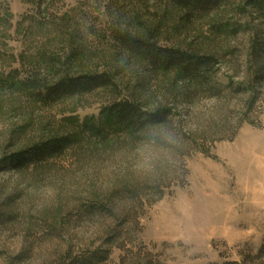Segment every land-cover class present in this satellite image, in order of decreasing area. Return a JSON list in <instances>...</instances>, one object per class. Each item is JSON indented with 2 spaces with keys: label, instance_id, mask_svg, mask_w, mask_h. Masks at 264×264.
Returning a JSON list of instances; mask_svg holds the SVG:
<instances>
[{
  "label": "rangeland",
  "instance_id": "rangeland-1",
  "mask_svg": "<svg viewBox=\"0 0 264 264\" xmlns=\"http://www.w3.org/2000/svg\"><path fill=\"white\" fill-rule=\"evenodd\" d=\"M184 14L170 0H0V264H62L104 250L108 258L94 264H256L264 245V0H226L188 21ZM125 31L214 56L207 83L153 70L122 48L116 34ZM99 72L115 86L50 104L20 87L30 77ZM121 98L146 112L172 110L181 143L154 176L133 171L138 137L102 115ZM64 135L77 142L63 154L10 163ZM158 183L160 199L150 188Z\"/></svg>",
  "mask_w": 264,
  "mask_h": 264
},
{
  "label": "trees",
  "instance_id": "trees-1",
  "mask_svg": "<svg viewBox=\"0 0 264 264\" xmlns=\"http://www.w3.org/2000/svg\"><path fill=\"white\" fill-rule=\"evenodd\" d=\"M39 5L46 0H35ZM175 7L184 11L185 19L188 21L190 16L202 12H210L218 8L226 0H170ZM122 48L129 52L130 55L140 58L150 68L157 71L179 70L184 78L195 80L205 85L210 75L211 69L215 63L214 56H205L191 53L180 47H171L160 45L152 37L135 36L128 31L118 32L116 34ZM115 79L107 72L63 75L55 81H48L42 78H33L23 80L20 87L29 91L30 95L39 101L50 104L63 98L79 94L91 93L99 88L115 86ZM145 109L142 104L130 98H121L105 106L102 115L113 122L114 125L122 127L124 130L132 133L137 137L142 122L147 118ZM155 120H168L172 110L163 107L155 111ZM77 139L72 136H58L45 140L31 147L29 150L22 151L10 157V163L15 168L25 167L31 164L50 159L54 156L63 154L69 148L73 147ZM187 174L188 171L185 170ZM183 174V175H185ZM159 190L158 199L165 195L160 183L150 186ZM143 201V200H142ZM145 204V202L143 201ZM151 205L154 201L149 200ZM104 211H110L105 208ZM121 234V230L116 228L109 236V241H114ZM108 241V242H109ZM110 250L103 252H94L90 256H69V260L63 261L62 264H94L107 259ZM256 258V264H264V245ZM246 261L244 260V263ZM226 264H239L237 262H228Z\"/></svg>",
  "mask_w": 264,
  "mask_h": 264
},
{
  "label": "clouds",
  "instance_id": "clouds-1",
  "mask_svg": "<svg viewBox=\"0 0 264 264\" xmlns=\"http://www.w3.org/2000/svg\"><path fill=\"white\" fill-rule=\"evenodd\" d=\"M133 152V171L142 177H151L175 162L181 143V133L174 122L155 120V106L144 114Z\"/></svg>",
  "mask_w": 264,
  "mask_h": 264
}]
</instances>
